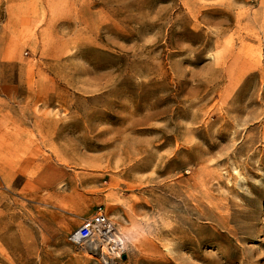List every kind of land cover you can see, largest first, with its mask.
<instances>
[{
  "label": "rangeland",
  "instance_id": "374dc122",
  "mask_svg": "<svg viewBox=\"0 0 264 264\" xmlns=\"http://www.w3.org/2000/svg\"><path fill=\"white\" fill-rule=\"evenodd\" d=\"M98 206L117 264H264V0H0V264L107 262Z\"/></svg>",
  "mask_w": 264,
  "mask_h": 264
},
{
  "label": "built area",
  "instance_id": "2783aa9c",
  "mask_svg": "<svg viewBox=\"0 0 264 264\" xmlns=\"http://www.w3.org/2000/svg\"><path fill=\"white\" fill-rule=\"evenodd\" d=\"M114 237V239H112ZM73 243L83 248L90 243H98L113 250L124 249V242L116 231L103 206H98L91 218L84 220L83 224L73 235Z\"/></svg>",
  "mask_w": 264,
  "mask_h": 264
},
{
  "label": "bare ground",
  "instance_id": "6f19581e",
  "mask_svg": "<svg viewBox=\"0 0 264 264\" xmlns=\"http://www.w3.org/2000/svg\"><path fill=\"white\" fill-rule=\"evenodd\" d=\"M112 239H114V237H112ZM114 246H115V245H114ZM114 246H113V247H114ZM101 247H102V246H101L100 244H98L97 247H96L97 249H95V250L93 249V252H97V253H96V256H97L98 258H100V257H101V258H104L103 261H104V260H105V261L107 260V262H104L103 264H117V263H116V259H117L116 256H114V257H113V256H109V257H108V256H106V254L101 253L102 251H99V252H98V248H101ZM124 249H125V248H124ZM124 249H122V251H123ZM99 250H104V249L101 248V249H99ZM115 251H117V250H112V249H110L109 252H110V254H115ZM104 256H105V257H104ZM101 261H102V260H101Z\"/></svg>",
  "mask_w": 264,
  "mask_h": 264
},
{
  "label": "water",
  "instance_id": "95a60500",
  "mask_svg": "<svg viewBox=\"0 0 264 264\" xmlns=\"http://www.w3.org/2000/svg\"><path fill=\"white\" fill-rule=\"evenodd\" d=\"M124 259H126V258H124Z\"/></svg>",
  "mask_w": 264,
  "mask_h": 264
}]
</instances>
